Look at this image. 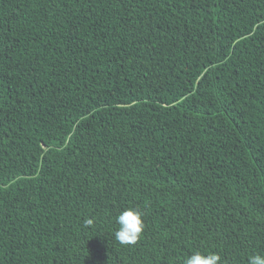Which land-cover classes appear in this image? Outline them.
<instances>
[{
  "label": "trees",
  "instance_id": "obj_1",
  "mask_svg": "<svg viewBox=\"0 0 264 264\" xmlns=\"http://www.w3.org/2000/svg\"><path fill=\"white\" fill-rule=\"evenodd\" d=\"M193 251L264 254V0H0V264Z\"/></svg>",
  "mask_w": 264,
  "mask_h": 264
},
{
  "label": "clouds",
  "instance_id": "obj_2",
  "mask_svg": "<svg viewBox=\"0 0 264 264\" xmlns=\"http://www.w3.org/2000/svg\"><path fill=\"white\" fill-rule=\"evenodd\" d=\"M86 226L94 223L93 219L85 220ZM116 230L114 239L123 246H132L140 240L145 224L143 214L134 207H125L115 217ZM182 264H221V256L217 252L193 251L186 255ZM247 264H264V254L256 253L248 257Z\"/></svg>",
  "mask_w": 264,
  "mask_h": 264
}]
</instances>
